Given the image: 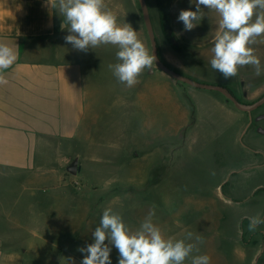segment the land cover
<instances>
[{
    "label": "rangeland",
    "instance_id": "1",
    "mask_svg": "<svg viewBox=\"0 0 264 264\" xmlns=\"http://www.w3.org/2000/svg\"><path fill=\"white\" fill-rule=\"evenodd\" d=\"M162 1L147 0L163 61L197 81L220 84L219 79H225L210 65L214 45L184 51L171 46L165 39L161 25L167 9L161 6ZM104 7L117 17L119 25L130 24L152 52L138 0H104ZM140 23L143 34L138 31ZM58 29L62 31V39L69 34L61 26ZM250 47L264 69V36L257 37ZM64 49L75 59L82 58L92 65L90 67H96L89 73L103 81V91L98 95L99 114L93 131L97 134L99 146L120 151L118 163H112L111 156L98 162V149H90L84 142L62 151V161L72 160L71 174L81 166L85 168L90 187L85 196L78 192L84 189L83 182L73 183L77 191L69 188L79 196L66 197L65 205L68 200L71 205L73 202L86 204L80 212H70V223L79 224L84 234L90 233L96 224L99 225L104 209L112 208L122 216L126 225L137 230L154 210L153 223L166 239H185L188 233H192V239H186V243H196V237L203 240L197 244L198 251L194 250L184 264H191L197 255H208L210 264H264L256 261L257 255L264 253V224L249 231L248 219L257 215L264 218V189L252 190L255 186L264 188V174L248 176L245 181L241 178L244 172L238 173L248 165L249 159L244 157L242 148L250 138L248 133L243 137V143L236 142L235 128L229 123L235 118L219 108V102L210 97L223 94L184 84L191 93H185L184 103L188 102L195 109L194 115L186 121L181 132L171 126L168 115L167 130L159 133V122H152L149 114L139 109L132 97L130 108L127 107L126 85L119 82L112 69L109 70V65L119 62L117 46L102 44L79 53L65 41ZM164 73L155 63L150 70L151 77H164L167 75ZM140 76H148L147 69ZM226 81L230 85L227 88L240 101L250 104L254 102L251 98L264 86V71L257 76L254 67L244 66L239 68L236 77ZM260 143L264 144V139H258L257 144ZM55 158L59 159L57 150ZM2 184L5 186L3 201L8 206L13 204L15 191L18 207L28 205L29 194L25 189L15 186L9 179ZM261 232L260 237L255 235ZM23 237H29V234ZM29 242L23 239L21 245L7 247L11 264H45L43 260L47 253L53 257L60 253L56 246L41 241L33 246L27 244Z\"/></svg>",
    "mask_w": 264,
    "mask_h": 264
},
{
    "label": "crops",
    "instance_id": "2",
    "mask_svg": "<svg viewBox=\"0 0 264 264\" xmlns=\"http://www.w3.org/2000/svg\"><path fill=\"white\" fill-rule=\"evenodd\" d=\"M195 3L196 0L161 2L167 9L161 31L168 43L179 50L211 47L222 31L219 14L204 6L200 9V19L194 22L196 27L191 31L184 29L183 23L177 20L179 12L195 11ZM62 21L58 0H0V43L13 48L18 55L16 62L4 70L7 83L0 85V264H11L7 247L21 245L23 239L30 240L27 244L33 246L41 241L60 249L56 257L47 253L43 260L45 264H81L83 254L77 249L93 243L92 231L98 224L90 233L84 234L79 224L70 223V212H80L86 204L73 202L71 205L68 200L65 205V198L79 196V193L85 196L90 187L81 162L80 170L71 174L72 160L62 161L60 155L73 144L84 142L90 149H98V162H103L106 156H111L112 163L120 161V151L99 146L93 131L103 81L89 73L96 67H90V63L82 58L75 59L65 51V40L58 29ZM138 31L144 33L141 23ZM147 73L148 76L138 78L139 83L134 87L126 86L127 107L130 108L132 97L135 105L146 111L152 122H159V133L167 130L168 115L171 126L182 131L195 113L188 102L184 103L185 93L191 94L190 91L185 83L172 81L168 75L151 77L150 70ZM219 81V85L230 88L226 80ZM263 94L264 86L251 100L256 101ZM210 97L235 118L229 123L235 128L236 142L243 143V137L249 133L250 139L242 148L249 162L238 170V173L244 172L242 180L264 174V144H257L258 139H264V105L250 117L224 95ZM56 150L59 159L55 158ZM7 179L28 192V205L18 207L16 191L13 204L8 206L3 201L5 186L2 182ZM74 182L84 183V189L78 190L77 194L69 189L77 191ZM260 187L255 186L252 190L264 189ZM127 226L135 231L134 226ZM24 234L29 237L24 238ZM262 234L255 235L260 237ZM257 256L256 261L264 262V253ZM110 258L112 264H118L119 253L114 246Z\"/></svg>",
    "mask_w": 264,
    "mask_h": 264
},
{
    "label": "clouds",
    "instance_id": "3",
    "mask_svg": "<svg viewBox=\"0 0 264 264\" xmlns=\"http://www.w3.org/2000/svg\"><path fill=\"white\" fill-rule=\"evenodd\" d=\"M201 6L215 10L221 18L222 31L212 48L211 68L225 80L236 77L244 66L254 67L255 74L261 75L264 69L250 45L257 37L264 36V0H196L195 11L181 10L177 17L186 31L196 27L194 22L200 19ZM58 12L63 17L62 30L69 32L64 39L74 49L86 52L102 44L118 47L119 62L109 68L129 88L138 84V77L145 69L151 70L157 60L154 50L149 52L130 24L119 25L117 17L105 10L104 0H58ZM17 59L13 48L0 43V85L7 83L4 70ZM153 216L154 210L133 231L119 213L112 208L104 209L99 225L92 231L93 243L77 249L83 254L81 264H112V246L119 253L118 264H184L194 250L198 251L197 244L203 240L196 237V243H186V239H192V233L185 239H166L153 223ZM248 219L249 231L264 224V218L259 215ZM191 264H210V257L194 256Z\"/></svg>",
    "mask_w": 264,
    "mask_h": 264
},
{
    "label": "water",
    "instance_id": "4",
    "mask_svg": "<svg viewBox=\"0 0 264 264\" xmlns=\"http://www.w3.org/2000/svg\"><path fill=\"white\" fill-rule=\"evenodd\" d=\"M138 2L141 8V11H142L144 23H145L148 36H149V39L152 45V50H154V55L157 57L155 64L157 65L159 69H161L163 72H165L167 75H169L170 77H172L178 82L185 83V84L191 85L196 88L218 91L222 93L227 98L228 101H231L236 106L237 109L248 113L250 117L255 110L259 109L261 106L264 105V94L260 96L256 101L250 104H246L240 101L232 92L228 90L227 87L223 85H219V84H209V83L197 81L173 69L168 64H166L160 56L159 45H158V41L155 35L154 26H153L147 0H138Z\"/></svg>",
    "mask_w": 264,
    "mask_h": 264
},
{
    "label": "trees",
    "instance_id": "5",
    "mask_svg": "<svg viewBox=\"0 0 264 264\" xmlns=\"http://www.w3.org/2000/svg\"><path fill=\"white\" fill-rule=\"evenodd\" d=\"M230 92H232L230 89H228ZM233 93V92H232Z\"/></svg>",
    "mask_w": 264,
    "mask_h": 264
}]
</instances>
